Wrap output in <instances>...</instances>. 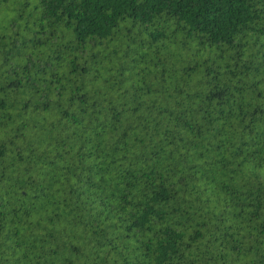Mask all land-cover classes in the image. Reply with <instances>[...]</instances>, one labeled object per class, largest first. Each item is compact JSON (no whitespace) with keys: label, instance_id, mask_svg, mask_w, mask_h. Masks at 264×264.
Wrapping results in <instances>:
<instances>
[{"label":"trees","instance_id":"1","mask_svg":"<svg viewBox=\"0 0 264 264\" xmlns=\"http://www.w3.org/2000/svg\"><path fill=\"white\" fill-rule=\"evenodd\" d=\"M0 264H264V0H0Z\"/></svg>","mask_w":264,"mask_h":264}]
</instances>
